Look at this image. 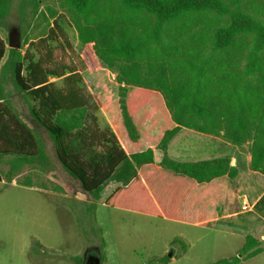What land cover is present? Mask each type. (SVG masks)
I'll use <instances>...</instances> for the list:
<instances>
[{
    "label": "trees",
    "instance_id": "obj_1",
    "mask_svg": "<svg viewBox=\"0 0 264 264\" xmlns=\"http://www.w3.org/2000/svg\"><path fill=\"white\" fill-rule=\"evenodd\" d=\"M11 1L0 0V21ZM52 1L20 0L21 46L9 47L0 35V65L52 142L72 183L62 191L75 185L91 195L90 210L98 201L204 225L193 212L218 205L224 177L235 178L238 169L229 157H169L168 144L182 128L236 146L251 142L249 168L264 174V0H57L65 14L47 7L46 15L42 6ZM33 22H46L37 39L28 37ZM67 24L116 73L109 104L102 106L85 83ZM100 111L107 114L104 127ZM38 157L43 144L0 79V163L12 158L14 167L19 159L20 173ZM262 244L246 235L235 256L213 264H239L264 253ZM169 261L165 255L148 264Z\"/></svg>",
    "mask_w": 264,
    "mask_h": 264
},
{
    "label": "rangeland",
    "instance_id": "obj_2",
    "mask_svg": "<svg viewBox=\"0 0 264 264\" xmlns=\"http://www.w3.org/2000/svg\"><path fill=\"white\" fill-rule=\"evenodd\" d=\"M19 2L12 0L8 14L0 21V35L7 45L9 36L19 33ZM47 7L65 14L57 0L42 6L46 15ZM32 25L29 38L44 34L46 22ZM66 30L84 64L85 83L102 106L109 104L116 98V73L98 59L92 44L78 41L70 24ZM19 40L21 46L20 33ZM3 62L0 79L6 99L43 144L44 158L26 163L20 173L16 169L21 160H16L14 167L12 158L0 163V264H76L81 257L83 263L90 258L96 264H148L169 254L167 264H213L235 256L246 235L264 241V174L249 168L251 142L237 146L240 153L235 154L234 147L226 143L213 146L209 134L187 128L170 141L168 156L179 161L217 157L213 154L217 149L219 157L235 154L238 173L233 179L224 177L220 203L193 212L192 220L201 218L204 225L108 208L98 201L90 210L89 204L95 201L91 195L75 185L70 192L62 191L72 183L55 157L47 132L31 117L30 101L14 89L7 69H2ZM97 117L104 127L107 114L100 111ZM27 179L31 185L22 184ZM243 200L251 210H241ZM174 239L177 243L173 244ZM239 264H264V253Z\"/></svg>",
    "mask_w": 264,
    "mask_h": 264
},
{
    "label": "crops",
    "instance_id": "obj_3",
    "mask_svg": "<svg viewBox=\"0 0 264 264\" xmlns=\"http://www.w3.org/2000/svg\"><path fill=\"white\" fill-rule=\"evenodd\" d=\"M181 131V130H180ZM179 131V132H180ZM208 137H209V139H211V141H209V143H212V144H214L213 146H217L216 144H218V145H223V143H226V145H229V146H232V147H234L233 149H234V151H235V154H237L236 152H238V153H240V151L238 150L239 149V147H237V146H233V145H231L229 142H225L222 138H220V137H218V136H213V135H207ZM174 138V137H173ZM172 138V139H173ZM170 143V142H169ZM218 149L217 150H215L214 151V153L213 154H215V156H217V157H210V156H208V157H206L207 159H212V158H218L219 157V155H217L218 153ZM168 153H170L169 152V144H168V149H167V154ZM208 153V152H207ZM235 154L234 155H231L229 158H233L234 156H235ZM169 155V154H168ZM170 157V156H169ZM221 157V156H220ZM207 159H203V160H207ZM157 160H160V157L159 158H157ZM185 161H187V160H185ZM190 161V160H189ZM195 161V160H194ZM249 163V162H248ZM247 163V164H248ZM247 201V200H246ZM248 202V201H247Z\"/></svg>",
    "mask_w": 264,
    "mask_h": 264
},
{
    "label": "water",
    "instance_id": "obj_4",
    "mask_svg": "<svg viewBox=\"0 0 264 264\" xmlns=\"http://www.w3.org/2000/svg\"><path fill=\"white\" fill-rule=\"evenodd\" d=\"M8 45L11 48H18L20 46L19 33L9 36ZM156 154H157V158L161 156L160 152ZM168 257H171V254H169ZM89 264H96V263L90 262Z\"/></svg>",
    "mask_w": 264,
    "mask_h": 264
},
{
    "label": "built area",
    "instance_id": "obj_5",
    "mask_svg": "<svg viewBox=\"0 0 264 264\" xmlns=\"http://www.w3.org/2000/svg\"><path fill=\"white\" fill-rule=\"evenodd\" d=\"M241 210L243 211L251 210V207L249 206L246 200H243L242 205H241Z\"/></svg>",
    "mask_w": 264,
    "mask_h": 264
},
{
    "label": "flooded vegetation",
    "instance_id": "obj_6",
    "mask_svg": "<svg viewBox=\"0 0 264 264\" xmlns=\"http://www.w3.org/2000/svg\"><path fill=\"white\" fill-rule=\"evenodd\" d=\"M90 262H92V261L90 258H88L87 261H85L83 264H89Z\"/></svg>",
    "mask_w": 264,
    "mask_h": 264
}]
</instances>
